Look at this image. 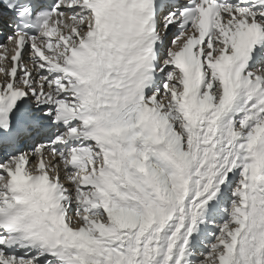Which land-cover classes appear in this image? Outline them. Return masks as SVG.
Instances as JSON below:
<instances>
[{"label": "snow or ice", "instance_id": "1", "mask_svg": "<svg viewBox=\"0 0 264 264\" xmlns=\"http://www.w3.org/2000/svg\"><path fill=\"white\" fill-rule=\"evenodd\" d=\"M0 264H264V0H0Z\"/></svg>", "mask_w": 264, "mask_h": 264}]
</instances>
